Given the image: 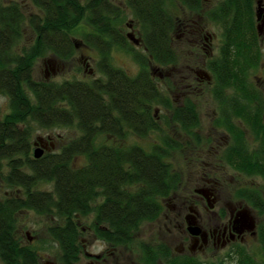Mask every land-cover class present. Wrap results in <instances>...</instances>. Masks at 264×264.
Wrapping results in <instances>:
<instances>
[{
  "label": "trees",
  "instance_id": "16d2710c",
  "mask_svg": "<svg viewBox=\"0 0 264 264\" xmlns=\"http://www.w3.org/2000/svg\"><path fill=\"white\" fill-rule=\"evenodd\" d=\"M121 1L141 31L145 53H136L119 31L126 18L125 9L111 0H33L40 12L27 19L34 43L29 48H18L24 14L17 3L5 5L0 0V99H6L10 110L6 116L0 115V183L9 190L0 199L2 264H40L37 250L22 244L16 235V215L21 211L32 210L51 221L47 234L59 249L58 260L73 264L78 259L79 219L92 217L97 188L105 191L106 202L89 227L95 221L108 228L95 229L99 237L123 244L131 242L144 223L158 217L162 210L158 198L166 196L177 182L159 147L147 153L133 146L126 159L123 153L108 156L93 149L95 124L110 125L111 111L123 117L129 111L133 125L137 126L141 118L151 126L148 108L157 94L149 64L166 67L175 63L171 46L173 19L168 9L172 0ZM229 1L235 9L240 8L241 0ZM224 30L225 48L233 60L244 64L243 68L236 61L233 66L223 65L224 72L218 73L217 79L221 83H244V67H251L255 59L254 27L227 25ZM74 35L99 54V71L104 79L91 83L36 81L34 60L46 54L68 60L75 50L71 40ZM115 48L133 54L139 66L135 76L126 78L109 65L110 52ZM108 99L112 102L104 101ZM144 107L146 110L140 112ZM181 115L188 117L186 113ZM181 122L184 126L190 124L184 119ZM32 124L43 129L73 127L81 137L57 153L33 159ZM244 155L243 173L264 178V161L258 162L253 153ZM79 157L86 160L81 168L75 165ZM123 164H129V174ZM4 166L6 173L1 175ZM39 182L51 183L52 191H35ZM126 184L131 187L128 198L119 191ZM233 264L254 261L244 255Z\"/></svg>",
  "mask_w": 264,
  "mask_h": 264
},
{
  "label": "flooded vegetation",
  "instance_id": "af4514ba",
  "mask_svg": "<svg viewBox=\"0 0 264 264\" xmlns=\"http://www.w3.org/2000/svg\"><path fill=\"white\" fill-rule=\"evenodd\" d=\"M111 1L120 6L123 4L121 0ZM190 1L172 0V5L177 3L180 10L179 16L173 15L172 18L171 46L175 63L166 66L169 71H161L162 66L149 64V73L156 80L152 87L157 94L156 100L148 108L151 126L141 118L137 126L133 125L129 111L125 117L111 111L110 125L102 127L98 123L94 127L93 149L98 154L108 156L123 153L126 159L133 147L129 143L131 137L144 139L153 136L159 139L160 144L152 145L147 153L154 147L161 148L165 155L163 161L177 182L166 196L158 198L162 210L152 221L162 219L158 227V242L136 244L138 253H135L130 247L131 242L113 243L99 237L95 229L107 231L108 228L94 221L93 227L80 230L76 245L78 259L73 264H78L81 259L84 264H233L244 255L250 256V247L262 248L264 178L243 173L242 160L246 156L244 154L249 152L258 162L264 161V82L254 85L249 78L259 61L260 70H264L259 50L264 43V0H241L240 8L236 9L229 0ZM210 24L217 25L220 33L210 32ZM250 24L255 31L252 42V56L255 59L251 67H244L247 74L243 78L245 82H219L217 74L224 72L223 65L233 66L236 61L224 46V26ZM121 26L119 31L134 46V51L142 48L145 53L141 31L135 20L126 23L124 30ZM71 40L75 48L73 55L68 60L56 58V61H43L42 77L38 82L91 83L104 79L99 71V54L95 52L99 61L97 70L92 69L81 54V65L75 67V79L54 82L62 66L69 61L72 64L73 61L78 62L76 53L83 47L89 49L80 38L71 36ZM177 40L188 45L185 63H181L174 48L173 43ZM111 54L112 51L110 66ZM236 62L243 68L241 65L244 61ZM112 67L124 73L126 78L135 76L139 71L138 66L137 73L131 75L126 70ZM97 73L99 77H95ZM165 79L171 82H165ZM199 100L210 106L211 114L207 115L205 122L201 121ZM104 101L112 102L109 99ZM145 110L144 107L140 112ZM181 113H186L188 117ZM183 119L190 124L184 126L181 122ZM193 122L197 125L194 126ZM80 137L81 133L77 130V136L62 143L60 149ZM54 139L50 136L38 137L32 148L43 149V155L51 154ZM172 152L184 155L180 165H173L169 161ZM124 167L129 174V164H123ZM249 179L253 180L250 185ZM119 191L123 192L124 198H128L131 187L126 184ZM95 196L92 217L106 202L103 188H97ZM83 233L90 235L89 242H82L80 237ZM95 246L98 249L92 251Z\"/></svg>",
  "mask_w": 264,
  "mask_h": 264
},
{
  "label": "rangeland",
  "instance_id": "374dc122",
  "mask_svg": "<svg viewBox=\"0 0 264 264\" xmlns=\"http://www.w3.org/2000/svg\"><path fill=\"white\" fill-rule=\"evenodd\" d=\"M1 2L3 4H7L10 2H16L20 6L24 14V17H25V23L23 25L22 40L19 43L18 48H22V47L29 48L30 46L33 45L35 36L31 28L28 26L27 19L29 16L40 14L38 8L33 6L32 0H1ZM168 9L170 11L172 18H173V15L179 16L180 10L177 6V3H175V5H172V3H170L168 5ZM125 17L126 18L124 19V23L122 24V26L120 25L123 30L125 29L124 25L126 23H130V21L134 20L129 10L125 11ZM209 29H210V32H216L218 34L220 33V28L217 27V25L215 24H210ZM125 33H126V30H125ZM74 37L79 39V37L76 35H74ZM173 44H174L175 50L178 51V56H179V59L181 60V63H185L186 59L188 58V55H187L188 45L184 41H181V40H177ZM131 47L133 49L134 46H131ZM259 50L261 51L260 52L261 60L264 61V43L261 47H259ZM135 51L136 53L138 52L143 53L142 48H138ZM81 54L83 55V57H85V60L89 62L92 69L97 68L98 63H99V61H97L98 55L94 51L83 47L81 51H78L76 53L75 59H77L76 61L78 62L73 61V64H72V61H69L64 66H62L59 72V76L54 80V82H60V81H63L64 79L73 80L75 76L74 75L75 70H76L75 67H78L79 65H81L82 59H80L79 57ZM45 60L46 62L48 60L56 61V57L51 54H46L43 57H40L34 60L33 77L37 81H40L39 79H41L42 77L43 66H44L43 61ZM258 63L259 65L257 64V67L254 68L251 74L249 75L250 81L254 85H261L264 82V70L263 71L260 70L261 63L260 61ZM111 65L114 67L126 70L131 75H135L138 71V65L136 61L133 59V54L128 53L126 52V50H123L120 48H115L112 50ZM160 68L161 67H159L158 70H160ZM82 70L83 68H81L80 70V77L82 74ZM163 70L169 71V68L163 67L161 71ZM157 72L158 71H156V73ZM95 77H99V74L97 73ZM169 81L171 82V80L165 79V82H169ZM197 104L201 107V109L199 110L201 121L205 122L207 119V115L211 114L210 106L204 104L203 102H200V100L199 102H197ZM9 112L10 110L8 109V103L6 99L4 98L0 99V115L6 116ZM32 129H33L32 137H31L32 147H33V143L37 141L38 137L46 138L50 136L53 139L54 138L56 139L57 136H61L60 139L59 138H57L56 140L54 139L55 140L54 148L51 149L50 151L53 153L57 152L60 149L62 143L68 140H72L77 136V130L73 127H54V128L43 129V128L37 127L35 124H32ZM129 143L131 146H139L145 149L144 151L146 152L150 150L152 145L160 144L159 139L153 136H150L144 139H138V138L131 137L129 138ZM36 149L43 150L38 147L31 148V157H33L34 150ZM183 157L184 155L181 154V152L179 154L176 152H172L170 153L169 161H171L173 165H176V163L180 165L181 162L183 161ZM85 163H86V160L84 157H79L75 159L76 167L80 168ZM5 173H6V167L4 166L2 168L1 175H4ZM252 181H253L252 179H249L248 184L250 185ZM34 189L35 191L51 192L52 184L47 183V182H39L38 184H36ZM8 193H9V190H7L3 186V184L0 183V199L6 196V194ZM91 220H92L91 216L80 218L79 219V229L81 230L82 228L83 229L89 228L91 224ZM160 222H162V219L156 222L144 223L139 228L133 240L131 241V245H130L131 249H133L135 253H138V249L135 247L136 244L143 243V242L144 243L145 242L147 243L148 242L149 243L158 242L157 237H158V227L160 226ZM15 225H16V235L20 239L21 243L26 244V245L29 244L32 248L36 249L39 254L40 262L42 264H44L45 262L59 263L58 261L59 249L57 245L51 241V239L49 238L47 234V229L51 225V221L47 217L38 215L32 210L21 211L16 215ZM80 238L82 242H87V241L89 242V238L91 237L90 235L83 233V235ZM97 249L98 247L95 246L93 247L92 251H96ZM249 253L251 254L250 256L253 259L254 264H264V252L262 251V248L260 249V247L252 246V248L250 247L249 249ZM0 264L2 263L0 262ZM78 264H84L83 259H81V261Z\"/></svg>",
  "mask_w": 264,
  "mask_h": 264
},
{
  "label": "water",
  "instance_id": "95a60500",
  "mask_svg": "<svg viewBox=\"0 0 264 264\" xmlns=\"http://www.w3.org/2000/svg\"><path fill=\"white\" fill-rule=\"evenodd\" d=\"M128 38L131 40V41H133L132 40V36H129L128 35ZM133 42H135V41H133ZM136 43V42H135ZM42 153H43V151L42 150H40V149H36V150H34V153H33V159H39L41 156H42Z\"/></svg>",
  "mask_w": 264,
  "mask_h": 264
}]
</instances>
